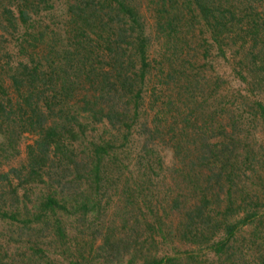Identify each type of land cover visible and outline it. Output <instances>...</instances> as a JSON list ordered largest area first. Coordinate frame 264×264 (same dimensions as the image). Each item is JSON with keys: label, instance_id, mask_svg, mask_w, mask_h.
<instances>
[{"label": "trees", "instance_id": "16d2710c", "mask_svg": "<svg viewBox=\"0 0 264 264\" xmlns=\"http://www.w3.org/2000/svg\"><path fill=\"white\" fill-rule=\"evenodd\" d=\"M54 2L0 0V264L205 263L162 253L167 237L210 264H264L243 206L264 171V0ZM208 54L243 85L224 95L238 110L216 102L225 80ZM24 133V163L4 169ZM159 143L180 165L155 198Z\"/></svg>", "mask_w": 264, "mask_h": 264}, {"label": "rangeland", "instance_id": "374dc122", "mask_svg": "<svg viewBox=\"0 0 264 264\" xmlns=\"http://www.w3.org/2000/svg\"><path fill=\"white\" fill-rule=\"evenodd\" d=\"M56 8L58 9L57 13H61V11L64 9L65 6V0H55L54 2ZM141 11L144 17V22H145V31L146 34H148L150 37H152L153 35V31H152V16L150 11L146 8L147 6L145 5L144 2L141 3ZM200 35V32L196 29V37H198ZM201 37V36H200ZM151 43L149 46L150 50L156 49L158 46V41H155V39L151 38ZM206 59L204 64L205 69L210 71V65L212 67V64L215 66L216 70H219L221 72V77L224 78L225 82L223 84V81L220 82L221 85V97H219L217 101H221L220 99L224 100V103L229 104L228 106H234V108L236 110H238V105H230L234 99H232V97H230L228 100L224 97L225 93H228V91H231L233 89L234 93H236L237 89L241 90L242 92V88L243 85L240 84H236L234 82V76L233 74L229 71V67L228 64L225 60H221L219 61L218 59L215 62H210V55H206V57L204 58ZM210 59V60H209ZM212 61V60H211ZM211 99V98H210ZM209 99V100H210ZM213 99H211L210 101H207V103L205 104L206 107L211 108L212 107V103H213ZM222 104V102H221ZM168 108V107H166ZM167 111V109H166ZM32 140V137L29 134H22L19 142H18V154L11 156L7 161H5L4 163V169L8 168V167H17L19 168L20 165H22L25 161V146L27 143H30ZM159 146L157 147V154L159 156V160H160V168L154 169L153 172L151 173V175L157 180L156 183V187L152 190V195H156L155 198H158L160 195H164L166 196L167 194H171L172 192L174 193V185H173V181L170 180V177H168V175L165 172V168L171 166L172 164L175 165H180V160L178 157H175V155H173L172 153V149L165 144H158ZM260 154L264 156V150H259ZM161 176H165V179L162 180L159 178H161ZM34 187V191H37L36 186L38 184H31ZM245 186L249 188L251 194H252V206H248L246 204H243L244 207H248L251 210H254L256 212V217H254L252 220H254L250 226H254L255 229L260 233L259 236L260 237H264L263 234V230H264V220H260L258 218H262L264 217V171H259V173L256 175V177H252L251 179H249L246 183ZM258 197V198H256ZM154 198V199H155ZM153 199V200H154ZM109 210L108 212H110V209H112L113 207L116 206V200H115V196L110 194V200H109ZM68 223H70V225H68V232L71 235H74L75 232L77 231V229L79 228L77 223L75 222V220L73 221H68ZM248 225V224H247ZM251 227H248L246 225H244V227L242 228L243 230L240 231L237 236L236 239L239 240V247H237V249L241 252V253H245L246 252V246L248 240L246 238L247 233L249 232ZM258 237L256 242H260L261 238ZM48 237H45L44 239H47ZM169 242L165 245L161 246V252L162 253H168V254H173V251L177 252V254L180 257H184L187 254H191V252L193 254H195L197 256L196 261L197 262H205L204 264H210V255L209 253H206L207 250H203L202 246L197 245L196 243H192V242H186L184 240L182 241H178L176 239V237H167ZM244 238V239H243ZM43 239V240H44ZM264 239V238H263ZM165 246V247H163ZM51 252H53L52 247H50ZM52 254V253H51ZM53 255V254H52ZM55 256H57L58 254L55 253ZM222 264V263H221ZM225 264V263H223ZM228 264V263H226ZM235 264V263H233Z\"/></svg>", "mask_w": 264, "mask_h": 264}]
</instances>
